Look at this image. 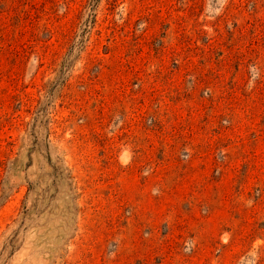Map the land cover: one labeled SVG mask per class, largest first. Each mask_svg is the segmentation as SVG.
<instances>
[{
	"label": "rangeland",
	"instance_id": "374dc122",
	"mask_svg": "<svg viewBox=\"0 0 264 264\" xmlns=\"http://www.w3.org/2000/svg\"><path fill=\"white\" fill-rule=\"evenodd\" d=\"M0 264H264V0H0Z\"/></svg>",
	"mask_w": 264,
	"mask_h": 264
}]
</instances>
